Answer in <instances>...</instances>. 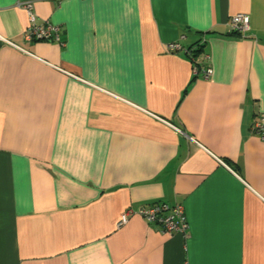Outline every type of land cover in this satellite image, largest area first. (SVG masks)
Instances as JSON below:
<instances>
[{"label":"crops","instance_id":"obj_1","mask_svg":"<svg viewBox=\"0 0 264 264\" xmlns=\"http://www.w3.org/2000/svg\"><path fill=\"white\" fill-rule=\"evenodd\" d=\"M261 113L264 0H0V264H264Z\"/></svg>","mask_w":264,"mask_h":264},{"label":"built area","instance_id":"obj_2","mask_svg":"<svg viewBox=\"0 0 264 264\" xmlns=\"http://www.w3.org/2000/svg\"><path fill=\"white\" fill-rule=\"evenodd\" d=\"M18 6L25 9L28 23L23 31L26 39H57L58 25L51 24L47 19L36 22L35 14L32 11L30 1H18ZM229 31L242 35L248 29V17L244 13H236L229 18ZM168 51L181 49L179 43L169 42L165 45ZM188 55L193 53L192 48L184 50ZM193 73L199 74L202 78L207 79L212 74V67H193ZM251 132L256 134L264 141V113L254 118L249 126ZM137 215L146 223H155L159 226L160 231L164 233H180L183 236L187 231V218L184 213L182 204H168L166 202H152L150 204L138 206L136 209L127 208L119 216V223H125L129 216Z\"/></svg>","mask_w":264,"mask_h":264},{"label":"trees","instance_id":"obj_3","mask_svg":"<svg viewBox=\"0 0 264 264\" xmlns=\"http://www.w3.org/2000/svg\"><path fill=\"white\" fill-rule=\"evenodd\" d=\"M232 33H234V32H232ZM196 48H197V46L192 48V51H193V55L192 56H194V54L197 55L199 53L200 46H199V48H197V49Z\"/></svg>","mask_w":264,"mask_h":264}]
</instances>
